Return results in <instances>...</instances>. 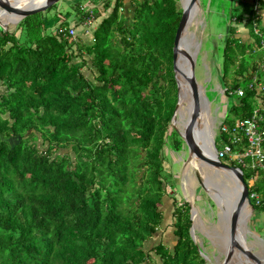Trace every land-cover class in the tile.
<instances>
[{"label": "trees", "instance_id": "1", "mask_svg": "<svg viewBox=\"0 0 264 264\" xmlns=\"http://www.w3.org/2000/svg\"><path fill=\"white\" fill-rule=\"evenodd\" d=\"M98 1L106 15L90 41L56 35L63 19L50 30L51 8L15 24L17 34L0 29V264H206L189 237L188 205L166 193L176 185L162 162L164 148L182 147L168 131L179 1ZM95 6L77 5L74 29L89 13L98 18ZM233 11L251 31L252 14ZM234 29L220 52L224 74L230 63L236 78L244 45ZM254 106V94L244 92L223 123L248 117ZM241 171L246 184L254 172ZM255 174L247 189L260 197L258 205L250 200L260 213L264 168ZM164 197L174 241L145 246L163 226Z\"/></svg>", "mask_w": 264, "mask_h": 264}, {"label": "rangeland", "instance_id": "2", "mask_svg": "<svg viewBox=\"0 0 264 264\" xmlns=\"http://www.w3.org/2000/svg\"><path fill=\"white\" fill-rule=\"evenodd\" d=\"M93 1L95 0H62L52 6L49 12L46 13L45 22L50 27V30L59 25L62 19L67 26L74 25L79 18L76 12L77 5H80L81 8H87V6L94 7L96 5L99 12L97 15L98 18H95L94 24L90 25L89 30L86 32L87 35L83 34L80 26L79 28H73L75 32L74 36L76 34L83 41H90L92 32L100 22L101 18H99V15L101 17L106 15L104 14L105 11L101 9V2L98 1V3L94 4ZM183 1L179 0V3L181 4ZM8 4L17 11H23L29 8V6L18 5V3ZM235 7L239 10L243 9V15L247 16V13L252 14V0H199L198 11L185 31V40L189 43L187 48L188 59L195 60L193 69L194 78L208 101L212 140L216 136L217 127L223 121V117L234 118V115H229L230 113L226 114V111L236 101V97L228 93L223 94L222 91L227 90V92H230V87L237 83L240 88H243L244 83L242 80L248 76L253 67L259 74L261 71L259 62L262 57V51L257 44L251 43L250 45H244V53L237 61L239 66L237 77L235 78L233 76V69L230 63H227L225 74L223 72V56L220 51L224 46L226 38L231 36H228L227 28L232 25L236 26L234 22L235 18H233L236 13L233 11ZM0 20L4 23V31L17 34L14 31L15 24H12L13 20L11 18L6 15H1ZM239 23L243 24V21ZM258 24H260V21ZM82 71L86 78H91L90 68H84ZM187 117L186 112L182 108H179L175 116V125L182 127ZM170 129L169 127L168 131ZM220 145L221 142L216 137L215 147L219 148ZM62 152H65V150ZM69 154L71 156V153ZM163 154H167V157L164 156L165 158L162 161L163 167L167 173L171 174L172 179L170 183L176 185L172 189L174 191L166 188V193L176 200L177 205L185 202L188 208L190 206L191 220L190 215L188 219L190 220V225H192V231L195 235L194 241L196 245L200 244L202 246L201 252L207 257L206 264H215V261H219L221 258V252L226 249L228 243L226 240L223 241L225 238L220 237L222 235L221 229H224V221L222 219H225V217L221 215V211L207 190L208 188L212 191L217 189L221 192L223 199H226L225 196L232 191L233 185L226 176L206 167H199L191 163L187 158L183 146L178 152H172L168 148H164ZM248 182L246 184L250 188L251 185ZM229 198L234 200V195H230ZM159 209L164 213V227L162 226L158 229L156 234H154L145 246L149 244L150 247L157 240H160L165 245H171L174 241L169 228L171 222L170 212L172 209L171 198L164 197ZM245 210L247 218L245 241L254 250L264 255V212L256 213L255 211L254 213L251 211L250 215H247L248 209L245 208ZM151 257L157 261L156 256L152 253ZM230 260H233V257Z\"/></svg>", "mask_w": 264, "mask_h": 264}, {"label": "water", "instance_id": "3", "mask_svg": "<svg viewBox=\"0 0 264 264\" xmlns=\"http://www.w3.org/2000/svg\"><path fill=\"white\" fill-rule=\"evenodd\" d=\"M60 1L62 0H36V3H34L28 9L17 11L8 4L7 0H0V11L13 20L12 24H17L19 21L27 17L47 11L49 8ZM179 5L181 12L174 32L171 47V68L176 87V100L171 112L168 125L181 140L188 160L193 158L200 162L204 167L226 176L227 178H229L233 185L235 192L233 201L234 205L225 216L224 226L225 239L228 243V246L223 252H221V258L219 259V261H215V264H228L234 253L249 259L251 264H263L264 255H262L259 251L254 250L246 243L245 235H241L239 234V232H237L238 218L239 215H242L243 209H248L247 215H250V212L252 211V207L248 198L247 186L242 176V171L237 167L228 166L216 158L212 134H204L203 130H200L197 133L194 132V126L203 108L201 103V96H203L206 104H208V101L194 78L193 69L195 60L193 59V63L191 64L189 59V63L184 64V66L187 65L186 71L184 70L185 67H179L178 63L181 46L185 48V46L182 45L183 37L185 36L186 28L193 17L195 5H199V0H187L184 5H181L180 3ZM3 25L4 24L0 23V29L4 31ZM183 84H185L189 89L191 106L184 125L182 127H177L175 125V116L181 106L184 97V90L181 86ZM205 138L209 143L211 154L205 152ZM190 210L191 208L189 206V215L191 220ZM188 233L192 242L196 246L199 256L204 259V261H206L207 257L201 252L202 246L200 244L196 245L194 241L195 235L192 231V225H190Z\"/></svg>", "mask_w": 264, "mask_h": 264}, {"label": "built area", "instance_id": "4", "mask_svg": "<svg viewBox=\"0 0 264 264\" xmlns=\"http://www.w3.org/2000/svg\"><path fill=\"white\" fill-rule=\"evenodd\" d=\"M251 10L253 15L250 18L251 30L258 39L259 49L263 52L259 62L261 73L260 75L254 73L244 88L237 87L230 92L224 90L222 93L225 94L226 92L236 98H240L244 92L252 93L254 94L255 106L248 117L236 119L230 125H226L223 121L218 125L216 134L224 136L226 141H220V147L215 149L218 160L230 161L235 165L234 167L240 170L245 169L254 172L248 181H254L256 171L264 168V30L257 25L258 0H252ZM94 22L95 18L89 13L80 23L84 35H87L86 32ZM54 33L61 38H72L75 32L70 26H57ZM252 182L248 183L251 185ZM248 198L254 205H258L260 202V197L253 191L248 190Z\"/></svg>", "mask_w": 264, "mask_h": 264}, {"label": "bare ground", "instance_id": "5", "mask_svg": "<svg viewBox=\"0 0 264 264\" xmlns=\"http://www.w3.org/2000/svg\"><path fill=\"white\" fill-rule=\"evenodd\" d=\"M7 2L8 3H18V5L22 4V5L26 6V7H28V6L30 7L34 3H36V0H7ZM186 2H187V0H184L183 2H181V5H184ZM194 9L195 10H194V13H193V17L196 14V12L198 11V6L195 5V8ZM1 15L4 16L5 14L0 11V16ZM193 17H192V19H193ZM0 22L3 23L1 20H0ZM182 45L185 46V48H183L181 46V51L179 53V63H178L179 64V67L180 66H184V64H188L189 63V59H188V49H187L189 43L185 40V36L183 37V44ZM190 63L191 64L193 63L192 60H190ZM184 70L186 71V68ZM181 86H182V88L184 90V97H183V100H182V103H181L180 108H182L186 112V114L188 115L189 114V110H190V106H191L190 93H189V89L187 88V86L185 84H183ZM201 103H202L203 108H202V111H201V113H200L197 121H196L195 128H194V132L197 133L200 130H203L204 134L207 133V134H210L211 135V127H210L209 114H208V109H207L208 108V104H206L203 96H201ZM205 141H206L205 142L206 144L204 146L205 152L208 153V154H211V150L209 148V143H208V141H207L206 138H205ZM190 162L198 165L199 167H204L200 162H198L197 160H195L193 158L190 159ZM214 190L215 191H212L210 188H208L207 191H208L209 195L212 197V200L215 202L216 206L221 211V215L223 217H225L226 214H227V212L234 205V202H233L234 200H232L231 198H229L230 195H234V197H235L234 189L232 188V191H230L231 194H229L230 193L229 192L225 196L226 199H223V197L221 196V192L220 191H218L217 189H214ZM224 194H225V192H224ZM192 214H193V210H192ZM222 220L224 221L223 224L225 226V219H222ZM246 222H247L246 210L243 209L242 215H239L238 222H237V232H239V234H241V235H245L247 233ZM221 232H222L221 233L222 235L220 237L225 238L224 229H221ZM224 240H226V239H223V241ZM232 257H233V260H230L229 261V264H251V262H250L249 259L244 258V257H242V256H240V255H238L236 253H234Z\"/></svg>", "mask_w": 264, "mask_h": 264}, {"label": "crops", "instance_id": "6", "mask_svg": "<svg viewBox=\"0 0 264 264\" xmlns=\"http://www.w3.org/2000/svg\"><path fill=\"white\" fill-rule=\"evenodd\" d=\"M243 20H246V19H243ZM259 21H260V24H258ZM257 25H258L259 28L262 27L261 29L264 30V0H258V20H257ZM69 26L73 28V25H69ZM231 27L235 28L234 29V33H235L234 37L235 38L237 37L239 39L240 43H242L243 45H250L251 43H254L253 35L251 33L252 30L250 31L249 27H245V26H243V24H240V23H236V26L232 25ZM80 30H82L81 27H80ZM262 55H263V52H262ZM254 73H256L257 75H260L257 72V70H255V68L253 67L252 70L250 71V73L248 74L250 76V78L252 77V75ZM260 73H261V71H260Z\"/></svg>", "mask_w": 264, "mask_h": 264}, {"label": "clouds", "instance_id": "7", "mask_svg": "<svg viewBox=\"0 0 264 264\" xmlns=\"http://www.w3.org/2000/svg\"><path fill=\"white\" fill-rule=\"evenodd\" d=\"M235 22H236V20H235ZM95 31V30H94ZM90 40H92V38L90 39ZM213 145H214V142H213ZM214 149H216L215 147H214ZM220 161V160H219ZM234 167V166H233ZM248 190V189H247Z\"/></svg>", "mask_w": 264, "mask_h": 264}]
</instances>
